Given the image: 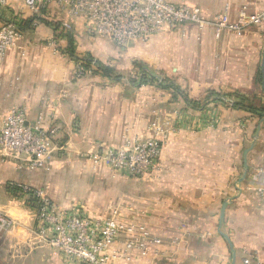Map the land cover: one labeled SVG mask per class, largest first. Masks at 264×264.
<instances>
[{"label": "crops", "instance_id": "crops-1", "mask_svg": "<svg viewBox=\"0 0 264 264\" xmlns=\"http://www.w3.org/2000/svg\"><path fill=\"white\" fill-rule=\"evenodd\" d=\"M172 1L198 5L231 24L242 11L248 18L264 13V0ZM20 9L14 5L5 15ZM52 9L53 19H47L56 22L25 26L0 67V127L18 106L30 124L59 127L43 166L0 155V210L17 223L0 232V264H84L67 260L38 235L32 205L11 185L17 183L42 190L60 209L112 214L149 233L140 236L145 253L128 249L123 232L114 264H245L246 257L264 264V197L250 186L254 170L264 164V110L236 108L232 100L198 110L156 84L133 81L138 63L173 79L191 99L203 100L214 90L264 106L263 81L257 86L264 20L241 32L184 25L121 49L91 35L66 11ZM53 23L69 27L79 57L90 54L122 78L110 79L94 66L84 69L67 52L66 31ZM164 120L172 124L149 176L114 174L92 160L91 153L126 141L163 138L155 124Z\"/></svg>", "mask_w": 264, "mask_h": 264}, {"label": "built area", "instance_id": "built-area-1", "mask_svg": "<svg viewBox=\"0 0 264 264\" xmlns=\"http://www.w3.org/2000/svg\"><path fill=\"white\" fill-rule=\"evenodd\" d=\"M14 5H20V10L25 13H18L17 18L9 20L5 10L14 8ZM52 6L83 21L91 35L110 39L121 49L184 25L204 30L215 24L220 29L241 32L243 26L264 20V13L248 18L242 11L238 21L231 24L223 15L209 16L198 5L172 0H0V67L9 49L21 36V26L28 20L32 21V27L37 26L39 16L45 17L42 10ZM76 74L80 76L82 71ZM40 123L30 124L25 108L13 107L1 122L0 155L24 156L33 166L45 165L52 156L59 127L55 124L44 127ZM171 124L169 120L155 124V129L163 133L161 139L152 135L133 142L126 141L121 146L93 152L91 158L114 174L145 178L159 163L162 142L168 135L166 127ZM11 185L27 202L35 200L33 209L38 235L56 247L67 260L84 264H114V247L123 232L129 237L126 242L128 249L139 248L145 252L140 236L148 237L149 233L143 229L139 231L134 224L123 223L112 214L92 216L80 207L60 209L42 190L21 183ZM250 186L264 197V164L254 170ZM16 224L15 219L0 210V232ZM244 262L253 264L250 257H246Z\"/></svg>", "mask_w": 264, "mask_h": 264}, {"label": "trees", "instance_id": "trees-1", "mask_svg": "<svg viewBox=\"0 0 264 264\" xmlns=\"http://www.w3.org/2000/svg\"><path fill=\"white\" fill-rule=\"evenodd\" d=\"M31 22H32L31 20L26 21L21 26V30H23L25 26H32ZM52 26L55 28V30H58L59 28H61L62 29L61 32H63L64 30L66 31L64 34L67 39V52L76 60L82 61L84 69H88L90 66H94L96 68V71L100 72L101 74H103L104 76L110 79L119 80L122 78L121 75L115 72L114 68L103 64L102 62H100L99 60L91 56L90 54L84 57H79L76 54L77 44L73 37L72 32L70 31V29H68L69 27L65 28L60 23H53ZM136 66L139 67V72L136 75V79H133V81L138 82L137 84L139 85L156 84L162 89L171 91L174 95H180L192 108H195L198 110H207V107L211 103L222 102V103L230 104L231 103L230 100H232L231 105L236 108L246 109V110L254 111V112L264 110V106H262L261 108H256L251 105L245 104V96L241 94H236L234 98L232 96V93H229V92H217L214 90H209L203 100L191 99L189 95L185 91H183L181 87L178 86L173 79L167 76H161L156 73H153L145 65H141L137 63ZM260 81H263L262 76L260 77ZM30 204L34 206L35 200L30 199Z\"/></svg>", "mask_w": 264, "mask_h": 264}, {"label": "rangeland", "instance_id": "rangeland-1", "mask_svg": "<svg viewBox=\"0 0 264 264\" xmlns=\"http://www.w3.org/2000/svg\"><path fill=\"white\" fill-rule=\"evenodd\" d=\"M48 12H50V9H44V10H42V13L45 15V17H40L39 16V22L40 23L41 22H44V21H49L47 19L48 17H50V19H53L52 15L48 16ZM18 13H25V11L18 12ZM8 18H9V20H14L15 18H17V16L15 15V13L9 12V17ZM54 19H55V17H54ZM51 21L52 22H56L55 20H50L49 22H51ZM259 36H260V39H259V47H258V49L261 52L262 51V48H263V44H264V31H262V33H260ZM261 57H262V55H261ZM261 57L259 58V71H258L259 72L258 73V78L259 79H257V86H258L259 89H260V83L262 82V81H260V77L262 76V73H261ZM255 103H256V108H261L262 107V105L258 104L259 103L258 101H255ZM27 203H28V205L30 204L29 201ZM32 208H34L33 205H32Z\"/></svg>", "mask_w": 264, "mask_h": 264}, {"label": "water", "instance_id": "water-1", "mask_svg": "<svg viewBox=\"0 0 264 264\" xmlns=\"http://www.w3.org/2000/svg\"><path fill=\"white\" fill-rule=\"evenodd\" d=\"M261 71H262L263 83H264V50H263V56L261 60Z\"/></svg>", "mask_w": 264, "mask_h": 264}]
</instances>
